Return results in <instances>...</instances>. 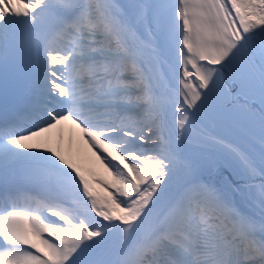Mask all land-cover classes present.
Instances as JSON below:
<instances>
[{"label": "snow or ice", "instance_id": "snow-or-ice-1", "mask_svg": "<svg viewBox=\"0 0 264 264\" xmlns=\"http://www.w3.org/2000/svg\"><path fill=\"white\" fill-rule=\"evenodd\" d=\"M0 264H264V0H0Z\"/></svg>", "mask_w": 264, "mask_h": 264}, {"label": "bare ground", "instance_id": "bare-ground-1", "mask_svg": "<svg viewBox=\"0 0 264 264\" xmlns=\"http://www.w3.org/2000/svg\"><path fill=\"white\" fill-rule=\"evenodd\" d=\"M51 137L54 144H58L66 155H69L78 165L81 166L86 174L91 171L93 174L107 178V173L102 165L96 161L95 157L88 150L87 144L82 139L80 130L76 128L71 122H64L57 129H53L50 133L46 134ZM259 183V180L254 181ZM99 190L98 185H94ZM22 204L25 201H21ZM20 210H27L21 208Z\"/></svg>", "mask_w": 264, "mask_h": 264}]
</instances>
